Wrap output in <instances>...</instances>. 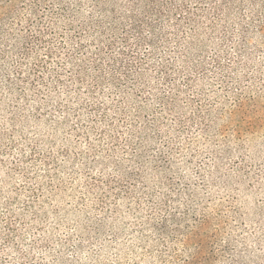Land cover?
I'll list each match as a JSON object with an SVG mask.
<instances>
[{
  "label": "rangeland",
  "instance_id": "rangeland-1",
  "mask_svg": "<svg viewBox=\"0 0 264 264\" xmlns=\"http://www.w3.org/2000/svg\"><path fill=\"white\" fill-rule=\"evenodd\" d=\"M167 199L209 219L200 264H264V0H0V227L25 264H186Z\"/></svg>",
  "mask_w": 264,
  "mask_h": 264
},
{
  "label": "trees",
  "instance_id": "trees-1",
  "mask_svg": "<svg viewBox=\"0 0 264 264\" xmlns=\"http://www.w3.org/2000/svg\"><path fill=\"white\" fill-rule=\"evenodd\" d=\"M33 83V82H32ZM237 109L239 107H242V103L237 104ZM142 156V155H141ZM141 156L133 157L134 163L132 164V167L136 165V163L139 162L137 166H140L142 162ZM4 160V159H2ZM137 160V161H135ZM141 160V161H140ZM155 163L157 164L155 167L156 169L165 170L170 168V162L169 158L166 156V153H161L159 156V160H155ZM11 169H18V165L15 164L11 167ZM140 167L133 168L131 171H128L127 173H123V181H117L115 179H109L104 187H101V184H99V179L93 183L92 187H101L103 193L100 194V197H98L100 203H104V199L107 195L114 194L115 196L120 195L123 193V195H131L132 189L131 186L134 182H136L135 179L140 177V174L138 173ZM25 172V171H24ZM99 181V182H98ZM124 182V183H121ZM169 187L172 188V193H170V197L179 198V194L175 193V184L170 179L169 181ZM91 189V190H94ZM172 200V199H171ZM175 201V199H173ZM189 202H187L188 204ZM157 207H152L151 209H154L153 215H156L154 217V229L162 234L167 233H175L176 231H182V234L185 236L187 240L196 239L197 247L195 253L189 257L185 262L186 264H200L202 262H209L211 260L209 250H211V245L206 240V237L203 236V233L206 230V227L209 224V219L205 215L198 216V208L195 205H192L191 209L188 210V207H186V211L183 213H180L177 211L169 210L171 207L169 205V199H167L164 202H159ZM101 209L105 210L104 205H102ZM165 211L162 213V210ZM9 216H6L4 221L1 222L0 227V264H25L27 260H29L31 257H35V255H31V251H24L22 248L21 243L24 242V237L21 235V228L20 224L12 219ZM159 216V217H158ZM191 216L194 218L191 219ZM32 242L29 243V250H32V248H35L37 245L36 239H31ZM46 243H51V241H46ZM40 264H42L40 262Z\"/></svg>",
  "mask_w": 264,
  "mask_h": 264
}]
</instances>
